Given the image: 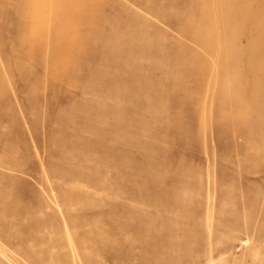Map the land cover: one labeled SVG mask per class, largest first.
<instances>
[{"label": "rangeland", "instance_id": "1", "mask_svg": "<svg viewBox=\"0 0 264 264\" xmlns=\"http://www.w3.org/2000/svg\"><path fill=\"white\" fill-rule=\"evenodd\" d=\"M0 264H264V0H0Z\"/></svg>", "mask_w": 264, "mask_h": 264}]
</instances>
